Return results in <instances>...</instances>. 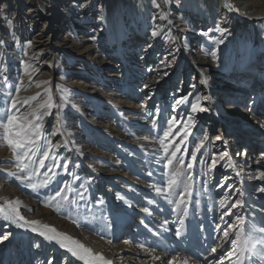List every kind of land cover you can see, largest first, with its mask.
<instances>
[{"label": "rangeland", "instance_id": "rangeland-1", "mask_svg": "<svg viewBox=\"0 0 264 264\" xmlns=\"http://www.w3.org/2000/svg\"><path fill=\"white\" fill-rule=\"evenodd\" d=\"M58 1H62L58 8L49 9L53 7L49 1L22 0V8L15 7L10 13L5 11L10 19L3 23L4 27L0 26V116L10 108L9 102L13 98L19 101L17 109L12 110L15 115L35 120L32 115L35 110L41 116L44 133L39 143L47 145L50 141L51 154L57 157L59 163L69 164L67 172L62 167H54L56 175L48 187L33 191L29 184L42 182L46 178L47 167L41 169L37 163L35 167L39 174L31 181L22 182L14 175H7L22 176L24 173L16 166L11 150L0 140V209H3L0 212V264H81L56 241H47L39 235V231L45 230L44 225L83 244L93 254H97L95 247L100 241L120 247L115 254L105 248L101 250V255L112 264H138L127 255L116 257L123 250L125 241L134 244L133 247L140 246L138 249L141 250L177 256L185 261L184 264H219L216 257L222 252L225 253L223 264H232V260L227 258V251L233 249L228 241L234 238V232L253 224L256 228L264 227V179L258 178L264 173V165H258L256 175L252 173L254 170H244L240 161L243 151L237 154L235 150H229L228 137L223 136L220 141L214 139L224 129L234 131L239 128L251 132L253 136L244 140L236 135L242 139L240 149L248 140L255 146L264 145V80L259 81L264 71V39L257 47L253 46L255 48L244 46V54L239 52V41L235 47L238 54L233 52L229 40L223 41L220 51H216L217 46H210L208 55L220 52L227 58V63L221 64L219 69L203 66L205 72L199 76L194 70L188 71L190 73L186 71L190 67H199L195 62L200 59L199 53L208 48L203 41L208 27L203 29L199 26L200 29H197L200 22L182 11L188 20L186 26L180 28L184 33L179 32L175 30L174 23L177 18L171 17L174 21L170 19L169 22L165 15L167 6L171 8L170 4L184 0H170L168 4L162 0L165 8L156 4L161 0H155L156 3L153 0H137L136 4L144 8L142 13L148 5V15L126 12L129 2L134 0H96L88 13L79 6L88 5L92 0ZM223 1L238 18L247 17L248 13L243 14L239 0ZM1 3L2 0L0 6ZM30 6L33 9L30 10ZM33 10L37 12L30 19L28 17ZM169 10L176 14L179 12ZM252 10L260 12L264 6L253 5ZM57 12L64 15L62 21L54 20ZM47 13L50 16L45 18ZM17 16L19 24L15 20ZM73 16L75 20H71ZM230 22L236 23L234 19ZM195 26L198 34L196 32L197 36L191 40L185 32H191ZM50 30L57 31L58 36L52 38V43L61 44L62 41L64 45L40 58L34 56L30 59L33 56L28 50L33 41L30 36L43 34L47 40ZM153 32L157 35L153 36ZM147 49L151 50L152 58L146 63L141 52ZM253 51L260 57V61L254 60L256 63L249 62ZM138 53L140 60L135 61L133 57ZM236 55L238 59L242 58L238 63L233 60ZM24 62L31 66L30 70H25ZM163 67L168 68L153 71ZM165 74H168V82L161 87V93L141 90L148 77L155 75L161 80ZM210 85L216 86L213 87V94L207 91ZM15 87H19L20 91L16 92ZM49 88L53 107L41 109L39 105L47 101L46 89ZM236 88L248 91L239 92ZM170 92L174 95L167 100ZM150 95L152 100L143 108V100ZM184 96L188 97L187 102L181 106L175 104L176 99ZM196 96L200 99L197 100ZM205 96L208 100L203 99ZM211 98L222 105L219 111L209 105ZM224 99L228 101L224 103ZM191 103L209 110L191 113ZM237 104L247 113L244 123L239 125L241 127L223 122L227 119L225 114ZM177 106V114L174 115L172 111ZM44 112L49 115H43ZM186 114L192 117V135L182 144L180 133ZM171 117H177V124L166 141L172 142L169 153L179 146L181 151L177 156L185 157V167L181 171L185 176L192 174L194 177L192 181H186L192 185L191 195L184 194V203L179 209L176 208L180 200L178 191H156L158 187L166 189L171 167L179 166L174 162L173 166L165 167L166 158H163L164 150L159 143L163 138V129L167 127L165 121ZM201 132L209 136V141L197 153L194 167L188 169L186 164L195 151L194 143L201 139ZM224 152L228 156L220 161L219 155ZM213 155L218 161L214 169L211 168ZM39 158V155L33 157L37 161ZM255 161L251 162V167ZM245 163L244 166L250 165ZM45 164L53 165L54 161L50 158ZM53 172H48V176H52ZM254 179L255 182L249 185L248 182ZM65 184L75 189L70 196L75 203L60 201L59 198L50 201L55 190L64 188ZM79 193L84 194L83 199ZM221 200L228 208L221 209ZM236 200L241 201L243 207L231 208ZM8 201H18L15 207L24 217L23 221H19L23 227H17L16 219L10 215ZM229 209L235 215H225L221 219L222 211L228 212ZM237 216H243L245 223L240 224ZM24 221H38L39 224H24ZM229 221L235 228L225 240L221 229ZM33 227L38 231H32ZM177 229L180 230L179 236L176 235ZM254 235L259 239L264 233L256 232ZM4 236L7 239H3ZM86 236H93L96 245L87 244L84 240ZM218 245L222 247H217V253H211L210 248ZM236 251L242 264H264V249L258 248L257 254L251 255L250 259L245 253H240L238 247ZM125 257H129L128 260ZM235 258L233 256L232 259Z\"/></svg>", "mask_w": 264, "mask_h": 264}, {"label": "bare ground", "instance_id": "bare-ground-1", "mask_svg": "<svg viewBox=\"0 0 264 264\" xmlns=\"http://www.w3.org/2000/svg\"><path fill=\"white\" fill-rule=\"evenodd\" d=\"M45 1H49L53 5V7H50L49 9L58 8V6H60V4H62V1H58V0L57 1L56 0H45ZM136 1L137 0H134L133 3L131 1L129 2V5L126 8V12L130 11V15L133 14V13L134 14L138 13V14H141V15H144V14L147 13V15H148V13H150L149 9H148V5L145 4V5H147V8H145V10H146L145 13H142L141 10H143L144 8H141L140 6H138L136 4ZM186 1L187 0H184L183 2H180V3L179 2H175L173 4H170V6H172L171 8L169 6H167V8H166L167 11H166V14H165L166 15V20L170 22V19H172L171 17L177 18L176 21L174 22L176 24L175 30L179 31V32L181 31V32L184 33V30H182L180 28L183 27V26H186V23H187V20H188V16L182 15L183 14L182 11H185V12H188V14H190L191 19H195V20L200 22L199 24H197V29L198 28L200 29V27H203V29H204V27L207 26L208 28H207V30L205 29V31H207L208 34H209V35L208 34H204V39H203L204 44L208 45L207 46L208 48H207V50L201 51L199 53L200 54L199 55L200 59L196 60V62H195V63L198 62L199 67L197 66L196 69H192L190 67V69L186 71L187 73H190V72H188L190 70L191 71L194 70L195 74H197L199 76H203V74L205 72L203 66H208L209 65V66H213L214 68L219 69L220 68L219 66H221V64L227 63V61H226L227 58L224 57V55H220V52H216V53L214 52L215 56H213L212 54H211V56L208 55L210 53V48H209L210 46H217V50L216 51H220L221 50L220 48L223 47V41L229 40V43H231V48H233L232 49L233 52L238 54V51H236L235 47H236V43L239 41V44H241V50L239 49V52L241 54H244L245 51L242 50V48L244 46L251 45L252 47L253 46L257 47L258 45H260L261 40L264 39V28H263L264 27V10H262L260 12H256V11L254 12L252 10L253 5L264 6V0H239V4L242 5L241 10L243 11V14L246 15V13H248L247 17L246 16L245 17L244 16H239V18L241 20L238 18L237 15H234L232 13V10L228 9V6L224 3L223 0H192V1L190 0V2L188 1L189 4H187ZM95 2H96V0H92L90 4L85 5V6H79V8L81 10H83L85 13H88L87 10L90 11L91 8L95 6V4H96ZM155 3H156V1H155ZM165 3L168 4L169 2L165 1ZM165 3L161 0L160 2H157L156 4L158 6H161V8H165L166 7ZM226 3L228 4V2H226ZM28 5H31V4H28ZM23 6L24 5L22 3V0H19V1L18 0H2L1 6H0V10H1V13H0V26L2 27L3 23L8 22L9 19H10V16L6 17L5 11L8 10L9 13H10L15 7L20 9ZM83 7H86V8L83 9ZM29 8H30V10L33 9L32 6H30ZM119 9L122 11L121 8H119ZM169 9L179 10V12H178V14H176V12H174L172 10H169ZM71 10H75V9L71 8ZM31 12H32L31 15L28 17L30 19L34 18V14H36L37 10H33ZM59 12H60V10H59ZM69 12H70V10L67 11V14H69ZM121 13H123V12H121ZM42 15H44V14H42ZM15 16H16V14H15ZM49 16H50V14L47 13V15H45V18H47ZM233 16L236 17V18H233ZM63 17H64L63 14L57 12V13H55L54 20L56 22H58L60 20L62 21L64 19ZM17 18H19V16H17L15 20H17ZM75 19L76 18H74V16L71 18V20H75ZM231 19L232 20L234 19L236 23L231 24V22H230ZM23 21L26 22V18H24ZM17 22H18V24L20 23L18 20H17ZM258 22H263V23H258ZM28 23L29 22L23 23L22 27H24ZM53 23H55V22H53ZM171 24H172V22H171ZM113 29L116 30V27L113 26ZM195 29H196V26H195V28L192 29L191 32H189V30H187L185 32V35H187V34L190 35L191 40L195 36H197L196 35L197 30H195ZM59 30H61V28ZM164 30L166 32H168L167 28H165ZM136 31L137 30L135 28L134 29V34H136ZM50 32H51V35H49V38L47 40L44 39L45 35H43V34H39L37 36H34V35L30 36V39H33V41L30 43V46L28 48V50L30 51L29 53H33V56L29 57L30 59H33L34 56H38L40 58L41 56H43L46 53H50V52L56 51V49H60V45H64L62 41H61V44H55L54 45L52 42L54 41V39H56L58 37L57 36V31L50 30ZM238 33H239V36H238ZM197 34H198V32H197ZM229 34L232 35L233 37H231ZM28 35L29 34H27V36ZM199 35H201V34L199 33ZM53 37H54V39L52 40ZM107 40H109V38ZM215 41H218V42H215ZM253 48H255V47H253ZM135 51H138V50H135ZM150 51L151 50L147 49V50H143L141 52L143 54V56H144L143 60L146 63H147V61L149 59L152 58L151 53H149ZM144 52H145V55H144ZM240 53H239V57H240ZM209 57H211L213 59H209ZM235 57L236 58H234L233 60H236L237 63H238L239 60H242V58H239V59L237 58L238 55H236ZM249 57H250L249 62L250 61H254V60L256 62L258 60L260 61V57H259V55H257L256 51H253V55L252 56L250 55ZM42 59H43V57H42ZM133 59L135 61L136 60H140V54L139 53L135 54ZM211 60H213V61H211ZM233 60H231V61L235 62ZM24 65H26V62L23 63V66ZM161 65H164V64L162 63ZM239 65H240V63H239ZM26 66H27V69H25V70H30L31 66H29V65H26ZM192 66H194V64ZM167 68L168 67H163V68L156 69V70H153V71H158V70L163 71L164 69H167ZM263 68H264V66H263ZM167 75L168 74L163 75V79L166 77V80L164 79L165 81H163V79L160 80V79L155 78L154 77L155 75H153L151 78L148 77L146 82H145V84H144V86L148 85V87L145 88L143 86L141 88V90L143 89L142 90L143 92H146L148 90H153V91L156 90L159 93H161L160 92L161 91V87H164L166 85V83L168 82ZM115 78H118V77H115ZM211 80H214V79L211 78ZM262 80H264V71L262 72V76L260 77L259 81L262 82ZM212 82L215 83V81H212ZM214 86H212V85L209 86V88L207 90L208 93L213 94V92H214L213 87ZM215 88H216V86H215ZM198 89H200V86H199ZM236 90L239 91V92L242 91V90L237 89V88H236ZM245 91H248V89H245ZM245 91H242V92H245ZM177 93H180V91L177 92ZM173 95H174L173 92L168 93L167 96H166L167 100L171 99L173 97ZM179 95H181V94H179ZM196 97H198V96H196ZM179 98H181V97H179ZM150 100H152L151 95L146 97L143 100V108H145L147 106V104L150 102ZM227 101H228V99H224L223 100L224 103H226ZM118 102H120V101H118ZM182 104L183 103L179 104V106H181ZM209 105H213L212 109L215 110V111H219L220 107H222L221 104H219L215 99H212V98L209 100ZM129 106L133 107L134 105H129ZM237 106H239V107H237ZM237 106L234 107L233 109L229 110V112H227V114H225V117L227 119L229 118V121L227 119L226 120L224 119L223 122H227L229 124L231 123V124H234L235 126H239L242 123H244V119L247 116V113L245 111H243L242 109H240V107H241L240 105L237 104ZM137 107H139V106H137ZM182 108H183V106H182ZM177 109H178V106L173 108L172 112L175 113L174 115L177 114ZM217 113H219V112H217ZM239 127H241V126H239ZM224 130L221 132V134L219 136L228 137L227 138V143L229 145V150H231L232 152H234V150H235V152H237V154L238 153L240 154L239 151L240 150L243 151V156H242V158L240 157V161H241V164H243L244 170H247V171L254 170V171H252V173L254 175H256L257 171L255 169L259 168L258 165H264V147L259 146V145L255 146L254 144H251L250 141L248 140L247 144H245V146L242 149H240L242 147V142H241L242 139L238 138V136H240V137L244 138V140H246L248 138H253V136H251L252 133L251 132H247V131H242L239 128L235 129L234 131L233 130L230 131V130H226V129H224ZM229 135H231V136H229ZM236 135H238V136H236ZM146 140H148V139H146ZM144 144H146V143H144ZM149 144H150V142H149ZM253 160H256V161L254 162V166L251 167V162ZM244 161H246V163H250V165L249 166H244ZM254 182H255V179L254 180H250L248 183H250L249 185H251ZM93 236L92 237L86 236L84 238L85 242L87 244H89L90 246H91V243L93 245H96L94 243L96 241V239ZM97 241H99V240H97ZM133 246H134V244H131V242L130 243H128V242L124 243L123 246H122L123 250L121 251V253L116 254V257L118 255H120L119 257H121V255H127V256H130V258H134L136 263H138V264H168L169 261H172L173 264H184L185 263V261L182 258H179L177 256L166 255L165 253L159 254V253H156V252L147 251L145 249L141 250V248L138 249V247H140V246H138V247H133ZM103 248H105L104 250H106V251H112L111 252L112 254H115V252L120 250L119 249L120 247L118 248L115 245H113V246L111 245L110 246V245H108L107 242L103 243V242L100 241L98 246L95 247L96 253L97 254H101V252H102L101 250ZM152 255L159 256L160 259L153 261L152 260ZM116 257L114 258L115 260H116ZM125 258L128 260L129 257H125ZM132 261H130V262H132ZM80 263L84 264V261L80 260Z\"/></svg>", "mask_w": 264, "mask_h": 264}, {"label": "snow or ice", "instance_id": "snow-or-ice-1", "mask_svg": "<svg viewBox=\"0 0 264 264\" xmlns=\"http://www.w3.org/2000/svg\"><path fill=\"white\" fill-rule=\"evenodd\" d=\"M166 2H170V0H166ZM155 3V0H153ZM164 19V17H161ZM153 36L157 35L156 32L152 33ZM215 56V53H211ZM27 67V66H26ZM45 83H48L47 81ZM40 85L38 84L37 87ZM145 88L148 85L144 86ZM16 92L20 91L19 87H15L14 89ZM48 93V99L44 103L39 105L41 109H51L53 107L52 102V95L51 89H46ZM200 99L197 97V100ZM204 100H208V97H203ZM188 97L184 96L179 99L175 100V104L179 105L183 102H187ZM10 108L6 109L4 114L0 116V140H3L6 146L11 150L13 157L16 161V166L20 169V172L24 173V175H16L13 173H7V175H14L15 179L19 181H31L33 176L39 174V170L35 167L38 163L39 168L43 169L47 167V171L44 173L45 179L37 183H30L29 187L35 191L38 188H46L48 185L53 181L55 178V173L53 172L54 167H62L65 172L69 169L68 163H59L57 161V157L51 154V142H47V145H43L39 143L44 136L42 132V123L41 116L36 113L34 110L32 115L35 116V120H28L25 117H19L13 113L12 110L17 109V104L19 103L18 100L13 98L10 102ZM24 103H28V101H24ZM191 113L196 112H207L209 109L206 107H199L197 103L190 104ZM43 115H49L48 112H44ZM155 123V121H153ZM167 127L163 129V138L160 139L159 143L163 147L164 150V157L166 158L165 167H171L174 165H179L178 167H171V170L168 173V179L166 181V189L164 188H156L157 193H176L179 192L180 200L176 204V208L179 209L181 204L184 203L183 196L184 194L191 195V187L190 183H186V181H192L194 179L192 174H188L185 176L181 169L185 167V157L184 155L177 156V153L181 151L180 147L177 146L174 151L169 153V148L171 147V143H166L168 138L172 135L174 128L177 124V117H171L170 119L165 121ZM192 117L190 114H186V120L182 122V128L180 135L182 136L181 143H186L190 135H192ZM201 139L199 142L194 143L195 151L191 153V160L187 162L186 167L188 169H192L194 167V163L197 162V153L200 152L202 146H204L206 141H209V136L204 134L203 132L200 133ZM215 140H221V136L216 135ZM187 150L185 149V153ZM39 155V159L34 160L33 157ZM228 156V153L224 152L219 155V160L223 161L225 157ZM52 159L54 161L53 165L45 164V161ZM162 158V159H163ZM217 158L215 155L212 157L211 161V168H215L217 165ZM48 172H53L52 176H48ZM260 179H264V173L261 174ZM75 191V189L67 184H65L64 188H57L54 194L50 197V201H56L59 198L60 201L68 202V203H75L74 200L70 199L71 194ZM264 191V189H262ZM83 193H79L81 199H83ZM11 206V213L10 215L13 216L17 221V227H23L19 221H23L24 217L20 215L19 210L15 207L18 201H8L7 202ZM171 203V201H169ZM48 206V205H46ZM221 209L228 208V205L225 204L223 200L220 201ZM236 207H243V203L239 200H236L231 204V208ZM3 209H0L2 212ZM147 212V209H144ZM186 215V212H185ZM225 215H235V213L231 212L229 209L228 212L221 213V219L224 218ZM237 220L240 224L245 223V218L243 216H237ZM31 223L32 225H38V221H24V224ZM180 224L183 225L184 221L181 220ZM44 231H39V235L42 236L47 241H56L61 248H66L72 256L77 257L80 260L84 261V264H112V261L106 260L103 255L101 254H93L92 250L86 248L83 244L78 243L75 240H72L68 236H64L63 234H59L56 232L55 229L49 228L47 225H44ZM235 225H233L230 221L225 224V226L221 229L223 232V237L225 240L229 237L230 233H233ZM32 231L37 232L38 229L36 227L32 228ZM261 232L264 233V227L256 228L255 225L249 226V228L244 229L241 228L239 231L234 232V238L228 241L233 245L232 251H227V258L232 260V264H242L240 260L239 253H237L236 249L239 248L240 253H245L246 258H251V255L257 254V250L264 249V236L261 238H256L254 233ZM176 235H180V230L177 229ZM3 239H7V236H4ZM127 243V241H125ZM39 246V245H37ZM143 247V246H141ZM217 247H222V245L212 246L210 248V252L215 254L217 253ZM235 256V259H232ZM225 257V253H220L216 259L219 261V264H223V259ZM160 257L156 255H152V260H159ZM168 264H173L172 261H169Z\"/></svg>", "mask_w": 264, "mask_h": 264}]
</instances>
